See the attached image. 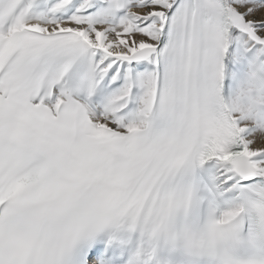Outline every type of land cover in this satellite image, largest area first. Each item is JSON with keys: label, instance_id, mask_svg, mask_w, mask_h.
Listing matches in <instances>:
<instances>
[{"label": "snow or ice", "instance_id": "snow-or-ice-1", "mask_svg": "<svg viewBox=\"0 0 264 264\" xmlns=\"http://www.w3.org/2000/svg\"><path fill=\"white\" fill-rule=\"evenodd\" d=\"M0 264H264V0H0Z\"/></svg>", "mask_w": 264, "mask_h": 264}]
</instances>
